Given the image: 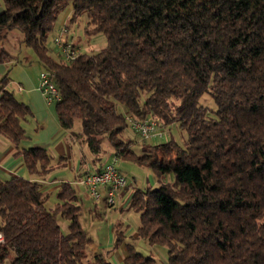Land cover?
I'll use <instances>...</instances> for the list:
<instances>
[{
    "label": "trees",
    "instance_id": "trees-1",
    "mask_svg": "<svg viewBox=\"0 0 264 264\" xmlns=\"http://www.w3.org/2000/svg\"><path fill=\"white\" fill-rule=\"evenodd\" d=\"M0 64L10 62L4 40L22 34L57 85L56 114L63 130L100 159L109 140L117 161L152 169L173 184L137 189L130 208L140 215L138 237L168 249V264H264V0H3ZM86 14L90 33L107 46L95 55L57 61L46 45L61 11ZM0 81V133L23 156L31 174L46 176L52 158L25 147L28 106ZM209 94L216 106L200 104ZM119 107L122 110H119ZM137 120L154 118L187 132L175 141L144 142L141 154L124 140ZM76 122L82 132H73ZM48 209L42 185L20 177L0 179V264H112L89 260L92 238L80 222L78 194L69 183ZM112 207V206H111ZM60 219L68 221L67 232ZM125 241L116 227L114 247ZM127 246L124 264H154Z\"/></svg>",
    "mask_w": 264,
    "mask_h": 264
},
{
    "label": "rangeland",
    "instance_id": "rangeland-1",
    "mask_svg": "<svg viewBox=\"0 0 264 264\" xmlns=\"http://www.w3.org/2000/svg\"><path fill=\"white\" fill-rule=\"evenodd\" d=\"M67 14L69 16V19L72 18L71 4L66 6L59 14L56 22V27L52 32L49 33L46 42L50 56L57 61H61L62 58L54 44V39L61 34V29L64 25V18ZM69 19L67 20L68 33L64 35V38L69 39L75 45H77L80 48L81 54L92 56L99 53L107 46V38L103 33H90L93 27L89 26V19L85 13L80 15L73 21H70ZM16 36H18L21 40L23 38L22 34L18 31H12L7 35L6 45L11 50L17 49L16 54H19L20 43L18 44ZM21 46H23V50H26L27 55L29 54V57H31L30 65L32 67H39L38 73L40 75V71H42L43 67L39 63L35 52L31 48L26 47L22 43V41ZM200 104L206 107L210 112H215L217 110V106L213 98L209 94H204L201 97ZM119 110L121 111L122 108L119 107ZM73 132L75 134H80L82 132L80 122L75 123ZM123 138L124 140L132 143V149L136 153L141 154L144 142L149 145H160L173 140L180 146H184V144L188 140V135L187 132L179 125L173 124L166 126L165 134L162 138L144 141L131 129V127L126 128L123 133ZM74 139L77 140V138ZM85 150L86 152H88V154L91 155L87 145L85 147ZM115 154V148L112 146L109 140L105 138L102 143V154L100 156V162H105ZM73 165L76 166V163ZM116 165L118 169L126 174L131 196L137 189H148L151 187L152 189H155L161 184H173L175 182V177L173 174H167L162 176L161 178H158L152 169L140 166L132 161L119 159ZM86 170L87 167L82 170L83 172L80 171L78 176H81ZM67 175L70 177L68 180L74 183V187L78 194V205L81 207V225L92 238V243L94 245L99 246L101 251L113 250L115 243L113 240V236L111 235V230L114 226L121 223L124 226L123 229L125 231V237L127 240L126 242H132L136 246L137 252L142 254L144 257L152 256L154 260H157L158 264H168V249L165 246L160 245L151 247L145 240L137 238V231L140 223V215L137 212H135L130 207L128 209L123 208L124 206L122 205L124 204H121L118 201L114 207H108V205H105L106 203L104 202L94 201L89 197L85 187L76 183V181H79V178L76 177V173L69 171ZM58 203L59 199L57 193H49L46 204L47 208L50 210L54 209ZM60 224L62 230L64 232H67L68 221L66 219H60ZM115 260H117L116 257ZM4 264H11L10 258H7Z\"/></svg>",
    "mask_w": 264,
    "mask_h": 264
},
{
    "label": "crops",
    "instance_id": "crops-1",
    "mask_svg": "<svg viewBox=\"0 0 264 264\" xmlns=\"http://www.w3.org/2000/svg\"><path fill=\"white\" fill-rule=\"evenodd\" d=\"M3 11L4 2L3 0H0V15ZM68 14L64 18V25H67V20L69 19ZM16 40L18 41V44L20 43L19 54H16L17 49L11 50L7 47L6 39L4 40V47L10 53L11 58L9 63L0 64V81L5 76H8L9 83L7 85V89L17 100L26 104L30 110L29 115H27L26 119L23 121V126L28 136V139L24 142V146L43 148L47 150L52 158V170L46 176L31 174L25 166L23 156L18 152L11 141L0 133V179L4 180L11 177H20L38 182L42 185L43 192L47 195L53 192L58 194V191L64 183L71 184L75 189L74 183L68 180L70 178L67 175L69 171L77 174L76 177L79 178V181H76V183L79 184L87 173H96L101 171L105 164L111 162L116 155H112L105 162L101 163L100 159H96L86 152L85 143L76 141V139L71 136L69 131L62 129L56 114V103L48 105L39 90V67H32L30 65L31 57H29V54L27 55L26 50H23V46H21V39L16 36ZM43 71L44 69L42 68L40 74ZM75 163L76 166L73 165ZM86 167L87 170L84 171L81 176H78L79 172L84 170ZM118 170L126 176L123 171L120 169ZM131 199L132 196L129 192L128 183L127 188L118 195L116 203L118 201L121 204H124L122 205L124 206L123 208L128 209ZM119 225H122V230L124 231V226L121 223L112 228L111 235L113 236L114 243L116 227ZM137 238L140 239L138 237V231ZM126 241L125 237V241L122 245L117 248L114 247L113 250L109 251H101L99 246L92 243L87 248L89 260H91L95 255L103 254L112 264H124L127 254V246L133 244L132 242ZM134 247L136 249L135 245ZM115 257L117 260H115ZM150 257L153 258L152 256ZM7 258H10V262L12 264L15 254L10 252ZM5 261L1 264H4ZM154 264H158L157 260H155Z\"/></svg>",
    "mask_w": 264,
    "mask_h": 264
},
{
    "label": "built area",
    "instance_id": "built-area-1",
    "mask_svg": "<svg viewBox=\"0 0 264 264\" xmlns=\"http://www.w3.org/2000/svg\"><path fill=\"white\" fill-rule=\"evenodd\" d=\"M68 33L67 25H63L61 34L54 39V44L63 61L72 62L80 56V48L72 41L64 38ZM48 105L60 101V93L52 75L43 71L40 74V87ZM126 120L131 129L144 141L162 138L165 127L154 118L137 120L132 115H126ZM117 158L105 164L104 168L96 173H87L79 183L87 190L91 199L96 202H104L108 206H114L118 195L127 188L128 180L117 169ZM6 245V239L0 230V246Z\"/></svg>",
    "mask_w": 264,
    "mask_h": 264
}]
</instances>
